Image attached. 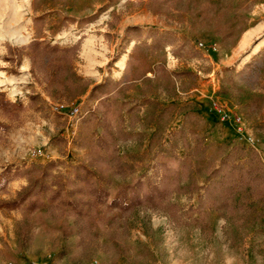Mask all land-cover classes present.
Instances as JSON below:
<instances>
[{
  "label": "rangeland",
  "instance_id": "1",
  "mask_svg": "<svg viewBox=\"0 0 264 264\" xmlns=\"http://www.w3.org/2000/svg\"><path fill=\"white\" fill-rule=\"evenodd\" d=\"M106 1L31 0L24 16L27 21L23 31L26 40L20 42L8 37L0 38V67L6 66L9 74H18L23 62L19 58L18 61L14 60L18 64L15 70L8 58V49L26 47L38 37L62 47L78 46L76 71L93 82L104 81L107 75L103 70L109 66L113 67L114 79L120 80L130 63L134 72H138L144 57L152 67L164 62L171 71H187L182 77L171 76L173 91L176 92L173 98L158 96L161 106H171L166 124L156 135L157 122L142 121L136 126V131L145 133L142 142L139 138L118 142L123 152L139 155L135 176L152 172L154 153L161 146L174 143L180 157L191 153L194 142L190 131L186 135L190 147L184 144L182 135L172 138L173 131L184 123V111L189 109L203 117H213L211 123L207 120L208 127L202 132L209 145L220 146L224 151H230L236 144L243 145L248 150L258 151L264 160V0H190L178 6L161 8L152 7L148 0H117L115 4L118 5H111L114 9L106 6L95 17L83 20V17L106 5ZM36 6L41 11H51L34 20L32 9ZM121 18L122 24L119 25ZM125 25H137L145 30L172 31L174 43L167 45L164 50L148 54L143 48L140 56L131 61L130 54L135 42L126 51L120 46L127 28ZM252 31L256 33L243 45L246 35ZM184 41L190 42L200 52V56H191L186 49L175 54L174 50ZM86 42L89 47L93 43L92 53ZM199 43H203V46L199 47ZM258 45L260 47L255 51ZM112 56L118 57L116 65L115 62L111 63L115 58L111 60ZM249 63L261 66L253 80L242 79L244 67ZM28 68L37 82L31 94L37 92L48 97L44 109L34 110L27 118L39 124L42 143H45L44 148L48 153L32 162L57 161L54 173L67 175L74 164L84 161L87 156L86 150L77 148L73 139L79 116L89 102V95L81 101L82 104L69 103L63 96L51 95L46 85H42L44 82L37 79L36 70L30 66ZM149 75L154 76L153 73ZM39 85H42L41 90L38 89ZM126 96L136 100L139 92L133 87L126 92ZM61 103L66 107L55 112L53 107ZM94 105L97 106L98 102ZM76 109L78 112L74 114ZM157 111L161 110L158 108ZM145 116L143 112L142 119ZM239 116H242L243 124L238 123ZM234 132L239 136L234 135ZM250 136L256 140L253 145L249 142ZM57 137L66 139V142L58 143ZM171 163L177 165L178 161L173 160ZM7 165L16 167L24 164L18 158ZM4 168L5 165L0 164V172ZM120 181L122 177H114L115 184ZM10 189H14L13 186ZM172 201L178 202L184 213L198 205V195L187 193L174 196ZM15 210L19 211L0 210V264H19L21 257H24L25 262L20 264H112L115 252L110 247L109 233L118 225L122 229L123 222H100L99 244L90 260L85 258V250L77 244L76 237L60 240L57 238L58 233L38 230L33 245L23 251L16 261L13 258L17 246L15 228L23 211ZM193 217H198V214L183 215L181 222H176L164 211L139 209L129 217L127 231L124 233L120 229V236L125 237L128 233L129 239L147 243L154 256L148 259L123 256L117 264H264V218L251 226L244 244L235 248L231 246L226 233L225 219L216 211L210 214L213 232L202 230ZM63 248L65 250L61 252Z\"/></svg>",
  "mask_w": 264,
  "mask_h": 264
},
{
  "label": "trees",
  "instance_id": "2",
  "mask_svg": "<svg viewBox=\"0 0 264 264\" xmlns=\"http://www.w3.org/2000/svg\"><path fill=\"white\" fill-rule=\"evenodd\" d=\"M187 1L190 0H148V3L161 8ZM115 3L117 0H109L108 4L83 17V20L95 17L104 7ZM173 37L172 31L145 30L134 25L126 28L120 46L126 51L135 42L130 54L132 61L143 48L148 54L173 45ZM28 46L32 63L51 95L63 96L69 103L89 95L73 139L74 145L86 150L87 156L84 161L74 164L67 175L54 173L58 166L54 160L8 166L0 172V191L6 189L12 178L27 180L13 198L0 200V205L9 210L23 211L15 228L17 246L13 258L16 261L33 245L38 230L58 233L60 240L76 237L77 244L85 250V258L90 260L99 244L101 221L124 223L122 229L118 225L109 233L110 247L115 252L112 264H117L123 256L148 259L154 256L150 245L129 239L128 233L121 237L119 232L120 229L124 233L127 231L129 217L141 208L164 211L176 222H181L183 215L196 213L198 217H193V220L202 230L210 232L214 231L210 214L216 211L226 221L231 246L239 248L244 244L251 226L264 218V160L258 151L248 150L239 144L230 151L209 145L202 133L207 129L208 121L193 109L184 111L183 125L172 134L173 139L182 135L187 147H190L187 131L193 134L194 144L188 155L180 157L174 143L161 146L154 153L152 172L135 176L139 155L123 152L118 146L120 140H144L145 133L136 131V126L142 121H156V135L160 134L171 106H161L158 96L173 98L176 92L173 91L171 76L182 77L187 71H171L164 62L152 67L144 57L138 72H134L130 63L122 79L115 80L108 75L104 81L95 83L78 74L74 67L78 46L62 47L38 38ZM184 49L191 56H200V52L185 41L174 53ZM117 59L115 57L111 63ZM254 64L244 67L242 79L253 80L259 74L261 66ZM133 87L139 92L136 100L126 96ZM44 101V97L35 92L26 106L2 98L0 106L6 114H19L27 107L44 109ZM95 102H98L97 106ZM143 112L146 116L142 119ZM56 141L62 144L66 139L57 137ZM173 160L178 164H172ZM114 177H122V181L115 184ZM187 193L198 195V205L183 213L179 203L172 199Z\"/></svg>",
  "mask_w": 264,
  "mask_h": 264
},
{
  "label": "crops",
  "instance_id": "3",
  "mask_svg": "<svg viewBox=\"0 0 264 264\" xmlns=\"http://www.w3.org/2000/svg\"><path fill=\"white\" fill-rule=\"evenodd\" d=\"M109 0L105 2V4H108ZM115 6L118 4H114ZM111 8L114 9V6H111ZM60 11V8L58 6L57 8ZM33 13H34V20L35 18H41L44 16L46 12H49L51 10L47 11H41L40 8L37 6L34 8L33 7ZM118 14L120 12L118 11L119 8L116 9ZM123 17V16H122ZM122 24V18L119 22V25ZM35 27V26H34ZM33 29L35 30V28ZM127 27V25H125ZM37 30V26H36ZM38 39L42 40V37H38ZM43 41V40H42ZM120 47V46H119ZM122 49V48H121ZM120 50L118 51V53ZM117 53V54H118ZM8 58L11 61V64H13V68L16 70L17 69V62L14 63V60L18 61V58L20 59L19 61H22L24 65H28L34 70H36V77L39 80V82L42 81V75L37 72L36 67L33 65L32 60H31V54L29 50V46L27 45L26 47H21V48H16V47H10L7 51ZM115 56H112L110 58L111 60ZM75 61L76 58L74 59V67H75ZM117 62H115L114 65H116ZM23 65V66H24ZM76 69V67H75ZM111 72V75L114 76V70L112 66H109L108 68H104L103 73L105 75H109ZM79 74V73H78ZM101 80L95 81V83H99ZM46 85V84H42ZM42 85H39L38 89L41 90ZM88 94L79 97L77 100L72 102V104H82V100H85L87 98ZM0 98L7 100V98L4 95H0ZM44 106L48 103V97H44ZM28 103L24 104L25 106ZM35 109L31 108H26L24 111L20 112L19 114H6L3 110V108L0 106V164H4L5 167H7L9 163L14 162V160L20 158L30 147L33 146H40L43 144V138L40 134L41 129L39 128V124H37L33 119H27L29 117V114H31ZM204 114V113H203ZM207 120L212 119L213 117H210V115H204ZM23 124H22V123ZM211 123V122H210ZM209 123V124H210ZM238 135L237 132H234V135ZM239 136V135H238ZM4 169H2L3 171ZM27 183L26 178L23 177H15L12 178L6 189L0 191V200L3 199H10L13 198L17 192L23 185ZM14 189H10L12 187ZM0 210L4 211H11V212H16L19 210H9L7 207L0 205ZM25 262L24 257H21L19 260V264Z\"/></svg>",
  "mask_w": 264,
  "mask_h": 264
},
{
  "label": "built area",
  "instance_id": "4",
  "mask_svg": "<svg viewBox=\"0 0 264 264\" xmlns=\"http://www.w3.org/2000/svg\"><path fill=\"white\" fill-rule=\"evenodd\" d=\"M31 38V37H30ZM31 40V39H29ZM203 46V43H199V47ZM169 48V47H168ZM5 68V70L3 69ZM6 66L0 67V93H4L5 97L12 103L26 104L30 101V95L33 90V86L37 85L30 69L24 70L21 66L18 70V74H9L6 70ZM66 107L64 103L57 104L53 107L55 112H59ZM77 109L74 114H77ZM239 124H243L242 116L237 118ZM250 144L256 142L254 137H249ZM44 144L40 146L30 147L20 158L23 164H29L35 159L48 155Z\"/></svg>",
  "mask_w": 264,
  "mask_h": 264
},
{
  "label": "bare ground",
  "instance_id": "5",
  "mask_svg": "<svg viewBox=\"0 0 264 264\" xmlns=\"http://www.w3.org/2000/svg\"><path fill=\"white\" fill-rule=\"evenodd\" d=\"M30 2L31 0H0V38L8 37L20 42L26 40V35L23 31H25L27 21L24 19V16L27 13ZM255 33L256 31H252L246 35L242 44L246 45ZM87 42H90V40ZM87 42L85 45L92 53L94 50L93 43L91 44V47H89ZM263 42L261 44H263ZM260 45H258L254 50L257 51ZM23 65V69L27 70L28 66ZM122 67H125V62L122 63Z\"/></svg>",
  "mask_w": 264,
  "mask_h": 264
}]
</instances>
